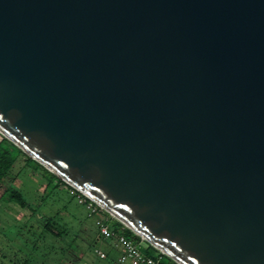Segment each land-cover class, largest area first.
Listing matches in <instances>:
<instances>
[{
    "label": "water",
    "instance_id": "obj_1",
    "mask_svg": "<svg viewBox=\"0 0 264 264\" xmlns=\"http://www.w3.org/2000/svg\"><path fill=\"white\" fill-rule=\"evenodd\" d=\"M0 133L177 264H264V0H0Z\"/></svg>",
    "mask_w": 264,
    "mask_h": 264
},
{
    "label": "rangeland",
    "instance_id": "obj_2",
    "mask_svg": "<svg viewBox=\"0 0 264 264\" xmlns=\"http://www.w3.org/2000/svg\"><path fill=\"white\" fill-rule=\"evenodd\" d=\"M21 159L0 186V264H109L105 259L108 243L116 250L112 255L116 260L122 249L114 237L102 238L95 243L89 241L98 231L95 219L105 215L88 216V208L79 204L66 187H56L53 181L46 188L43 170L34 169L30 164L25 166ZM9 184L22 190L31 204V212L1 199L4 187ZM45 215L56 225H70L72 230L69 229L61 239L43 233ZM104 241H107L105 245ZM146 245L147 242L141 239L138 246ZM98 251L104 257L99 256ZM163 260L168 261V257Z\"/></svg>",
    "mask_w": 264,
    "mask_h": 264
},
{
    "label": "trees",
    "instance_id": "obj_3",
    "mask_svg": "<svg viewBox=\"0 0 264 264\" xmlns=\"http://www.w3.org/2000/svg\"><path fill=\"white\" fill-rule=\"evenodd\" d=\"M19 158L23 159L25 166L30 164V166H33L34 169L41 168L43 170L44 176H46L47 178L46 188H48L52 184V182L55 181L56 187H59V186L66 187L69 194L75 197L76 200H77V195H81L79 192H76V195L72 194L71 193L72 187L70 185H68L62 179H60L55 174L50 172L48 169L42 166L39 162L29 157L25 152H23L14 143H12L10 140L4 137L1 133H0V186L2 185L3 182L6 181V179L9 176V173L14 169L15 163L17 162ZM1 199L2 200L4 199L8 203H15L18 206V208L22 210L23 209H28L29 211L31 210L30 209L31 204L27 200L26 196L23 194L22 190L18 189L17 187L15 188L14 186H12V184L6 185L4 187V190L1 194ZM87 201H89V199H87ZM81 205L86 207V204H81ZM30 214H33V213H30ZM95 214L105 215L104 218L98 217L95 219V221L97 219L104 220L107 226L109 227L110 231L114 234V236H117L120 234L125 235L127 238L133 240L137 246L141 242V238L138 235H136L129 228H127L124 224H122L120 221L112 217L109 213H107L102 208L97 207L94 213H91L90 210L88 209V216L92 217ZM45 217L46 219L42 221L43 224H42L41 230L43 233L47 235H52L58 239H61L62 237L66 236L67 233H69V229L72 230V228L69 227L70 225L66 227L64 225L58 226L56 225V222L51 217H48L46 215ZM80 222L82 221L79 219L78 223L80 224ZM91 238L92 240H89V241L95 243L96 240H99L105 237L101 235L99 231H97L96 237H91ZM105 243H107V241H104V245ZM106 248L107 246H105L104 249ZM112 248L113 247H111V244L108 243V248L106 249L105 259L109 260L108 261L109 264H114V261L116 258L112 256L114 252L116 251L115 249H112ZM139 250L144 255L159 260L160 264H177L169 257H168V261H164L163 257H166V255L162 254L160 251H158L156 248H154L149 243H147V245L144 247H141V248L139 247Z\"/></svg>",
    "mask_w": 264,
    "mask_h": 264
},
{
    "label": "built area",
    "instance_id": "obj_4",
    "mask_svg": "<svg viewBox=\"0 0 264 264\" xmlns=\"http://www.w3.org/2000/svg\"><path fill=\"white\" fill-rule=\"evenodd\" d=\"M76 192H79L81 194L77 195L78 203L86 204V207L90 210L91 213H94L97 207L101 208L93 200L85 196L76 188L72 187L71 193L76 195ZM87 199H89V201H87ZM95 223L101 235H103L105 238L114 237L118 246H120L122 249L121 254L114 261V264H160L159 260L144 255L139 250V247L135 244V242L127 238L125 235L120 234L114 236L104 220L97 219ZM98 254L104 257V254L101 251H98Z\"/></svg>",
    "mask_w": 264,
    "mask_h": 264
}]
</instances>
